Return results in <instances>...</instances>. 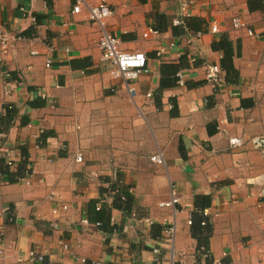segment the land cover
<instances>
[{"label": "crops", "instance_id": "1", "mask_svg": "<svg viewBox=\"0 0 264 264\" xmlns=\"http://www.w3.org/2000/svg\"><path fill=\"white\" fill-rule=\"evenodd\" d=\"M101 1L120 48L146 56L133 94L111 78L100 29L86 9L72 13L74 0H0V26L14 35L0 54V117L14 107L0 122V159L15 166L24 147L31 168L28 183L0 178V264H156L153 249L161 264H264V144L251 143L264 140V0L87 2ZM186 18L205 31L179 34L173 21ZM222 36L237 75L220 68L214 87L205 69L220 67L212 44ZM174 71L182 83L162 87ZM158 151L165 165L150 161ZM171 186L176 211L158 206ZM198 195L210 196L212 230L199 246L187 225ZM97 205L109 209L108 229L89 219ZM171 223L172 244L163 240Z\"/></svg>", "mask_w": 264, "mask_h": 264}, {"label": "built area", "instance_id": "2", "mask_svg": "<svg viewBox=\"0 0 264 264\" xmlns=\"http://www.w3.org/2000/svg\"><path fill=\"white\" fill-rule=\"evenodd\" d=\"M88 0H74V5L72 8V13L77 14L81 11L82 8L86 9L89 15V20L96 23L100 29V36L98 38L97 47L101 52V57L103 61L108 62L111 65V69L109 70V74L112 79H120L127 87L129 93L133 94L134 89L131 86H128V83L135 82L139 75L146 69V56L140 52H133V51H126L120 48V41L114 37L108 30L106 25V20L112 15V11L109 6L104 2L101 1L95 5H90ZM232 25L235 29H244L248 36L253 37L254 33L251 29L246 27V24L239 18L234 17L232 19ZM173 26L183 28L184 33H188L185 28L184 20L183 19H176L173 21ZM210 32L212 34H217L218 27L216 24H212L210 26ZM154 33L153 29H149L148 33L144 34L143 36L146 38L148 34ZM200 35V32L197 33ZM14 39V35L10 32L6 31L4 28L0 26V54L1 57L7 53V49L11 40ZM161 51L158 54L163 53L164 49H160ZM50 62H46V68L50 67ZM177 78L179 83L181 84V75L178 73ZM205 79L208 83L212 86L217 87L220 85L223 80L221 79V70L218 65H209L205 69ZM251 143L254 147L261 149L263 148L264 140L261 138L252 139ZM230 146H240L242 144L240 139H230L229 140ZM262 156L264 157V151L262 150ZM6 158V157H4ZM77 162H81L82 157L81 155H77L76 159ZM152 163L158 165H165L163 155L160 151L156 154L152 155L150 158ZM5 162L8 166L13 167L14 161L10 158H6ZM31 174V173H30ZM27 175L23 178V181L28 183ZM0 178L2 176L0 175ZM130 192V191H129ZM121 199L124 200L125 196H121ZM179 197L175 190L174 186H171L169 199L165 202L159 203L158 206L160 208H172L176 211V205L179 204ZM99 205H97L96 209L99 210ZM62 210H66V207H63ZM58 210L54 209L53 214H57ZM203 215L205 217H209L210 214L208 210L203 211ZM84 225H88V220L83 219L81 221ZM192 223L191 217L187 221V225L190 226ZM100 224H95V226H99ZM202 225H205V222H202ZM175 223L169 224L164 231L163 240L172 244L173 239L175 237ZM200 251L202 252V257L207 258L209 257L208 250L205 248H201ZM153 253L156 255L155 263L161 264V257L159 255L158 249H153ZM29 259L32 261H42V256H36L34 252L29 253ZM83 264H87L85 259H81ZM93 264H105L102 262H96ZM113 264H126L121 262H115ZM127 264H134V263H127ZM181 264H187L186 261L182 260Z\"/></svg>", "mask_w": 264, "mask_h": 264}, {"label": "trees", "instance_id": "3", "mask_svg": "<svg viewBox=\"0 0 264 264\" xmlns=\"http://www.w3.org/2000/svg\"><path fill=\"white\" fill-rule=\"evenodd\" d=\"M202 20L201 19H192L186 18L184 20V25L186 30L189 33H203L205 30L202 27ZM179 29V34L183 33V28L175 27ZM212 49L214 51H220L222 53V59L220 63V68L226 73V77H233L236 76L237 73L231 64L232 56H233V49L230 41L225 36L212 44ZM179 66V65H178ZM173 68V65L171 66ZM177 69V68H176ZM178 72V71H177ZM177 72L174 71L173 77L169 80L164 79L162 77L161 86H171L177 82ZM170 74V75H172ZM228 82H230L228 80ZM5 115L4 117H0V122L6 120L7 125L13 120L14 117V107L11 105L4 106ZM21 151V159L18 164L14 167H10L7 165L5 160L0 159V175L2 178H6L8 182H18L25 176L31 173V168L28 166V153L27 150L22 147ZM131 203L130 200L124 202V208L129 210L128 205ZM210 203V196L208 195H198L195 197L194 201V210L191 215L192 223L190 225L192 236L197 241L198 245H207L208 238L211 235V225L208 221H205V216L203 215V211L209 206ZM94 213L96 214L93 218H89L95 224H100V228L108 229L106 226L109 223V209L99 208V210L94 208ZM206 222L205 225H202V222Z\"/></svg>", "mask_w": 264, "mask_h": 264}]
</instances>
